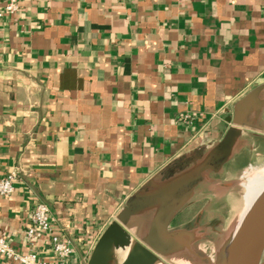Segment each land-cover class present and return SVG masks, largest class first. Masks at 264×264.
Segmentation results:
<instances>
[{
	"label": "crops",
	"instance_id": "crops-1",
	"mask_svg": "<svg viewBox=\"0 0 264 264\" xmlns=\"http://www.w3.org/2000/svg\"><path fill=\"white\" fill-rule=\"evenodd\" d=\"M19 5L0 17V178L17 173L0 195V236L16 250L29 251L28 215L45 202L84 264L136 191L182 157L205 163L244 97L228 160L204 173L224 179L244 154L264 158V0ZM50 234L36 239L46 259Z\"/></svg>",
	"mask_w": 264,
	"mask_h": 264
},
{
	"label": "water",
	"instance_id": "water-1",
	"mask_svg": "<svg viewBox=\"0 0 264 264\" xmlns=\"http://www.w3.org/2000/svg\"><path fill=\"white\" fill-rule=\"evenodd\" d=\"M250 103V97H244L236 103L234 116L229 118V122L234 125L229 127L203 165L189 169L191 160L182 157L178 161L179 167L169 166L164 170L165 178L159 186L153 189V184H149L136 191L126 201L116 219L103 231L84 264H155L162 257L184 248L182 232L172 229L171 221L204 181V172L207 169L217 172L228 160L235 139L240 134L236 125H241ZM203 151L200 148L199 153ZM146 213H151L147 230L139 239H135L126 227L133 217ZM186 248L199 259L205 258L189 246ZM120 250L128 251L123 260L118 262L116 254ZM263 258L264 194L250 213L243 242L233 264H263Z\"/></svg>",
	"mask_w": 264,
	"mask_h": 264
},
{
	"label": "rangeland",
	"instance_id": "rangeland-1",
	"mask_svg": "<svg viewBox=\"0 0 264 264\" xmlns=\"http://www.w3.org/2000/svg\"><path fill=\"white\" fill-rule=\"evenodd\" d=\"M263 167L264 158L259 160L255 158L253 161L252 156L244 154L235 170H228L224 179L219 175L207 173L205 177L208 179L205 180L208 181L198 185L193 196L176 214V221L172 226V229L181 230L184 248L162 257L159 262L214 264L217 250L222 242L221 231L223 228L230 229L241 216L245 193L243 183L246 181V175L252 170ZM150 217L151 213H146L132 220L130 226L135 239H139L145 233ZM187 246L205 258L199 259L186 248ZM122 252L124 251H118L116 254L118 262L122 261L127 253L122 254Z\"/></svg>",
	"mask_w": 264,
	"mask_h": 264
},
{
	"label": "built area",
	"instance_id": "built-area-1",
	"mask_svg": "<svg viewBox=\"0 0 264 264\" xmlns=\"http://www.w3.org/2000/svg\"><path fill=\"white\" fill-rule=\"evenodd\" d=\"M19 0H9L0 11V17L6 14L15 13L19 9ZM193 115L187 113L179 117V121L185 125L193 122ZM17 173L10 172L0 178V195L9 197L15 191V180ZM53 217L50 205L45 202L36 203L30 210L27 222V237L30 249L27 252L16 250L4 237L0 236V257L8 259L13 264H81L72 262L71 257L74 251L72 241L61 235L52 233ZM51 233L49 246L53 258L46 259L40 256L36 249V239L39 233Z\"/></svg>",
	"mask_w": 264,
	"mask_h": 264
},
{
	"label": "bare ground",
	"instance_id": "bare-ground-1",
	"mask_svg": "<svg viewBox=\"0 0 264 264\" xmlns=\"http://www.w3.org/2000/svg\"><path fill=\"white\" fill-rule=\"evenodd\" d=\"M243 185L245 193L243 195V209L241 216L239 217V220L232 227H230V229L229 227L227 230L223 228L221 231L222 242L217 250V259L214 264H233L238 249L243 242L244 231L246 229V223L249 219L250 213L257 205L261 196L264 194V167L252 170L248 173L246 175V181ZM120 251H124L122 252V254H124L128 250ZM155 264L162 263L157 261Z\"/></svg>",
	"mask_w": 264,
	"mask_h": 264
},
{
	"label": "flooded vegetation",
	"instance_id": "flooded-vegetation-1",
	"mask_svg": "<svg viewBox=\"0 0 264 264\" xmlns=\"http://www.w3.org/2000/svg\"><path fill=\"white\" fill-rule=\"evenodd\" d=\"M217 176V175H216ZM176 217H177V215L172 219V221H171V224H170V227L172 228V226L174 225V222L176 221ZM149 221H150V218H149V220H148V224H149Z\"/></svg>",
	"mask_w": 264,
	"mask_h": 264
}]
</instances>
